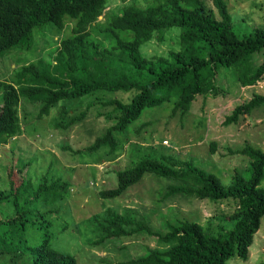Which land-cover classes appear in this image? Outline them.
<instances>
[{
    "label": "trees",
    "instance_id": "trees-1",
    "mask_svg": "<svg viewBox=\"0 0 264 264\" xmlns=\"http://www.w3.org/2000/svg\"><path fill=\"white\" fill-rule=\"evenodd\" d=\"M107 1L0 0V55L30 49L36 26L67 29L50 61L25 62L14 71L10 82L0 80V145L23 130L18 115L20 99L37 105V118L47 115L59 103L55 111L58 116L53 121L58 129L79 122L88 109L92 110L94 116L102 117L109 125L84 149H102L111 154L119 147L117 136L146 109L170 103V116L182 118L196 95L215 97L224 93L222 84L217 83V75L223 69L230 70L241 87L254 85L264 75V55L255 61L264 52V28L257 26L247 34H239L233 28L225 0H211L212 8L203 0H152V4L143 7L123 5L118 12L99 20ZM171 27L179 29L178 49L166 57L144 58L139 51L141 45L153 33L160 35ZM93 92L109 98L85 99L83 110L77 113L67 107L71 101ZM122 94L126 98H121ZM260 106H264V94L252 93L236 104L221 124H236ZM209 150L213 153V142ZM7 152L11 154L5 161L9 186L7 193L0 191V201L10 197L14 215L0 219V257L19 252L18 245L28 248L22 235L27 211L20 201L23 205L33 200V192L25 190L26 166L21 173L23 166L14 167L16 163L12 161L14 147ZM234 152L248 159V174L244 177L233 172L229 185L189 160L148 154L133 166L115 171L113 188L97 192L99 198L114 199L145 173L151 174L166 179L163 197L231 201L233 209L224 215L230 223L228 229L219 226L213 230L209 224L177 219L167 223L165 231H157L131 208L119 212L106 207L87 219L96 232L93 243L139 234L151 237L159 247L147 249L122 264H225L233 256L246 260L264 214V189L259 187L264 178V153L248 144ZM15 174L19 177L14 181ZM68 186L67 181L55 179L49 185H37L34 191L37 194L50 189V197L45 195L41 200L62 201L67 197ZM30 250L29 264H76L70 254L51 248L47 238Z\"/></svg>",
    "mask_w": 264,
    "mask_h": 264
},
{
    "label": "rangeland",
    "instance_id": "rangeland-1",
    "mask_svg": "<svg viewBox=\"0 0 264 264\" xmlns=\"http://www.w3.org/2000/svg\"><path fill=\"white\" fill-rule=\"evenodd\" d=\"M203 1L212 8L211 0ZM225 3L233 28L239 34H247L257 26L264 28V0H225ZM127 4L143 7L152 4V0H108L98 19L103 20ZM65 30L58 31L50 25L36 26L32 31L30 49L10 50L0 55V80L10 82L14 71L25 62L50 61L59 40L66 36ZM178 32L177 27H171L160 35L153 33L141 45L140 54L146 59L166 57L168 52L178 49ZM103 45L107 46L108 42L104 41ZM263 55L264 52L259 53L255 61L259 62ZM224 70L217 75V83L222 84L224 93L215 97L196 95L182 118L170 116V103L146 109L123 134L117 136L119 147L111 154L102 149L92 152L84 149L109 125L102 117L94 116L92 110L88 109L79 122L66 129H58L53 126V121L57 119L55 111L59 103L51 107L47 115L37 118V105L20 99L18 115L23 130L20 135L0 145V191L2 194L8 192L5 161L10 154L7 151L13 146L14 167L22 165V173L26 166L23 175L28 186L25 190L26 193L33 192V197L29 195L32 201L23 205L20 201L21 207L27 211L23 216L26 222L22 235L28 248L18 245L19 252L4 254L0 257V264H29L30 248L44 238L51 248L73 256L76 264H122L144 254L147 249L159 248L151 237L139 234L94 244L96 232L87 219L106 207L119 212L131 208L157 231H165L167 223L177 219L202 226L209 224L213 230L219 226L228 229L230 223L224 215L233 209L231 201L210 202L180 195L163 197L166 179L151 174L145 173L137 183L114 199H102L97 195L99 190L116 185L115 171L133 166L148 154L154 157L166 154L181 161L189 160L213 173L224 185L230 184L233 172L247 176L248 159L234 151L248 144L264 153V106L253 110L236 124L223 126L221 122L236 104L247 100L252 93L264 94V75L254 85L241 87L231 71ZM101 97L109 98L93 92L71 101L67 107L72 113H77L83 110L85 99ZM121 98H126V94ZM211 142L214 143L213 153L209 150ZM18 177L15 174L13 180ZM55 179L69 183L67 197L62 201H42L45 195L50 197L51 190L35 194L36 186L43 182L49 185ZM259 187L264 189V178ZM10 199L0 201L1 220L14 215ZM263 261L264 214L248 247L247 259L242 261L233 256L225 264H259Z\"/></svg>",
    "mask_w": 264,
    "mask_h": 264
},
{
    "label": "built area",
    "instance_id": "built-area-1",
    "mask_svg": "<svg viewBox=\"0 0 264 264\" xmlns=\"http://www.w3.org/2000/svg\"><path fill=\"white\" fill-rule=\"evenodd\" d=\"M165 143V141H163Z\"/></svg>",
    "mask_w": 264,
    "mask_h": 264
}]
</instances>
